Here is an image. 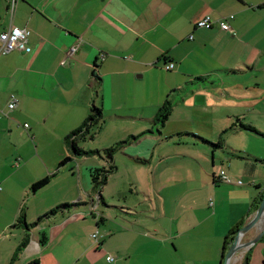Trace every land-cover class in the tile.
Returning <instances> with one entry per match:
<instances>
[{
  "label": "crops",
  "instance_id": "obj_1",
  "mask_svg": "<svg viewBox=\"0 0 264 264\" xmlns=\"http://www.w3.org/2000/svg\"><path fill=\"white\" fill-rule=\"evenodd\" d=\"M230 14L231 32L216 24L195 26L205 16L216 21ZM10 25L30 30V51L0 56V264H220L225 237L247 221L264 179V157L221 139L242 131L237 121L254 126L245 121L247 112H264V0H19L12 18L7 0H0V32ZM170 62L174 68L164 69ZM11 94L18 104L9 110ZM166 100L171 113L161 130L168 133L155 134L154 117ZM92 105L102 114L124 112L113 116L134 120L133 133L123 140L141 134L122 146L149 166L137 203L125 206L130 213L121 211L123 205H108L124 215L112 225L99 209L107 206L102 193L99 222L91 210L80 213L95 201L90 175L95 164L77 161L68 174L77 177L88 200L77 199L78 205L29 230L24 224L12 227L21 211L32 224L55 208L58 201L47 193L51 179L86 156L71 157L58 168L57 161L71 155L65 136ZM176 109L198 126L210 118L215 137L205 139L185 127L167 130L179 116ZM186 138L196 145L195 155L178 152ZM204 140L222 142L214 147ZM171 156H192L199 167L189 170L186 161L192 160L171 162ZM221 170L231 183L220 181ZM53 172L45 186L31 191ZM190 181L199 183L191 193ZM67 192L69 185L58 196ZM25 234L28 244L16 257ZM186 246L205 251L180 254ZM247 252L231 264H242Z\"/></svg>",
  "mask_w": 264,
  "mask_h": 264
},
{
  "label": "rangeland",
  "instance_id": "obj_2",
  "mask_svg": "<svg viewBox=\"0 0 264 264\" xmlns=\"http://www.w3.org/2000/svg\"><path fill=\"white\" fill-rule=\"evenodd\" d=\"M179 109H176L175 113L176 115H179L180 113ZM103 124L102 128H100L99 132H97L92 139H87L85 141H78V144L83 147L85 151H94L99 150L100 156L97 154H88L85 157H79L78 159H73L72 161L68 162L64 167L67 171H63L61 173H58L54 178L51 180L53 181L52 185L48 187V195H50L49 198L56 199L59 203L63 202H71L77 199H83L85 201L88 200L87 195L84 194V190L81 189L80 184L78 183L77 177H71L68 173V168L71 164L75 165V162L79 163H90V165L95 164L93 167H105L108 166V157L106 153L103 152V149L108 148L123 139L129 135V133H133L134 131V120L128 118H118L114 117V114H124V112H107L106 114L103 113ZM175 115V116H176ZM245 121L253 123L254 127L259 129L260 131H264V112L259 110L256 111H249L246 114ZM191 118H186L183 116L174 117L172 119V122L174 123H168L166 125L167 130H171L173 128L177 127H185V129H196L199 131V134L204 137L205 139H213L215 137V134L213 132V128L211 127L210 118H208V121L206 123H202L200 126L195 124V122ZM200 120V119H199ZM237 123V124H236ZM242 123L240 121L235 122L236 127H239V124ZM137 124V123H136ZM157 127H154L153 132L156 134L158 131H163V135L167 134L168 132H165L164 130H161L162 124L159 122H156ZM246 124V123H244ZM200 127V128H197ZM235 127V128H236ZM235 129L231 130L225 134H222V140H224L229 145H232L233 147H240L241 149H245L246 151H249L251 154H257L264 157V138L260 135L256 134L255 132H251L249 130H245L242 128L241 130ZM180 141V140H176ZM190 138H186V140L180 141L182 145L179 147L178 152L182 153L184 150L188 155H191L190 153L194 154L196 153V145L191 143ZM126 145V144H124ZM123 145H118L113 152V161L116 166V169L111 173H109L107 182L102 186L101 193L105 199V204L100 205L99 209L105 212L106 222H108L110 225L115 224L116 222H122L124 221L122 218L124 215L122 212H110L111 209H109L108 205H123L124 207L127 205H133L137 203V196H139V193H136L138 190H142L141 187L145 184V173L149 172V166L144 167L145 164L140 163L130 156L131 154L129 151L124 150L122 147ZM198 148V147H197ZM237 149V148H235ZM44 154L51 156L52 158H55V154L51 153L49 149L42 150ZM199 153V152H198ZM64 156V155H63ZM63 156L60 158V160L63 158ZM73 157V156H72ZM192 156H171L170 161L175 162L178 160H192V161H186V164H188V169H198V165H196V162L191 158ZM86 158V159H84ZM178 159V160H177ZM59 160V161H60ZM88 160V161H87ZM58 164V161H57ZM56 164V165H57ZM68 165V166H67ZM63 168V166H62ZM76 168V166L74 167ZM183 172V170H181ZM169 170H167V173ZM62 175L66 176L65 181L62 180ZM144 176V177H143ZM260 187L255 190L256 192L260 193L264 189V179L261 178L260 180ZM180 182L178 184L179 188H185L183 187V183ZM138 184L139 187L136 189L135 185ZM70 186V193H64L63 196H58L59 191L61 188ZM199 183L197 181H190L188 182V185L186 188L189 190V193L196 191L198 188ZM49 186V185H48ZM97 192H94L92 190V195H96ZM194 194V193H193ZM190 195V194H188ZM191 196V195H190ZM80 197V198H79ZM97 197V196H96ZM96 197L94 198L95 201ZM188 197V196H186ZM97 206V205H96ZM85 210H81L80 213H84L86 211L91 210L88 207L84 208ZM121 211L130 213L125 208H123ZM44 213V212H43ZM89 213V212H88ZM89 217V214H88ZM95 220L99 222L98 217V211H95L94 213ZM90 220L92 218H89ZM26 223H29V221H26ZM264 226V220L261 219L258 223V229L260 227ZM259 231V230H258ZM250 234V233H249ZM94 240V239H93ZM244 240H246L244 238ZM97 243V242H96ZM204 249L202 251H196L191 250L189 246L184 247L183 250H180V254L184 255L185 253L191 254L193 252H200L204 253ZM249 254V260L247 264H262V261L264 259V239H260L257 241L254 245L251 246V248L248 250ZM219 264V263H217Z\"/></svg>",
  "mask_w": 264,
  "mask_h": 264
},
{
  "label": "trees",
  "instance_id": "obj_3",
  "mask_svg": "<svg viewBox=\"0 0 264 264\" xmlns=\"http://www.w3.org/2000/svg\"><path fill=\"white\" fill-rule=\"evenodd\" d=\"M94 77L96 78V84L98 86L99 84V78L94 75ZM171 113V104L168 100H166L162 106L158 109L154 120L155 122H159L162 125H164V123L167 121V119L169 118V115ZM103 123V114H102V110L100 109V107H97L95 105H92L89 113L87 114L86 118L83 120V122L81 123V125L79 127H77L76 129L72 130L68 135L65 136V144L68 147V150L70 152L71 155L65 156L63 157V159L58 163V168H61L63 165H65L68 161H70V158L76 157V156H85L88 154H97L100 156V151L99 150H92V151H85L83 148L79 147L78 145V141H85L87 139H92L94 137V135L100 130L101 126ZM239 126L245 130H249L251 132H255L256 134L264 137V133L260 132L257 128H255L254 126L250 125V124H244V123H240ZM141 135V134H140ZM140 135L138 136H132L131 138H127L126 140H123L119 143H116L108 148L103 149V152L106 153L107 157H108V166L107 168L105 167H95L93 169H91L90 175H91V182L93 185V189L95 190V192H97L96 194V200L97 201H93L91 204V207L97 202L100 201V199H102V195H101V188L102 186L106 183L107 178L109 173L113 172L116 169V166L114 164L113 161V152L115 151L116 147L118 145H124L127 142H130L131 139H136L138 138ZM207 143H209L210 145L216 147V146H220L221 144V140L217 141V142H209L208 140H204ZM55 172V171H54ZM50 173L46 176H44L43 178H41L40 180L34 182L31 186L30 189L31 191H37L40 188H42L43 186H45L50 179L54 176L55 173ZM264 189L260 192L258 198L256 199V201L253 202L249 215L257 208V206L260 203V200L262 198ZM80 203V201H76L73 203H62L59 204L57 207H55L53 210H50L49 212L43 214L42 216L38 217L37 220L32 223V224H26L24 221L25 218V214L23 211H21L19 213V215L17 216L15 223L12 225V227H21L22 224L25 225V228L27 230L30 229V227L35 226L36 224H38L40 221H42L44 218L46 217H50L52 215H54L56 212H60L63 210H67L69 208H71L72 206L78 205ZM96 211V207L94 210H91V212L95 213ZM244 224V222L242 221L241 223H239L238 225L234 226L233 228H231L227 234V236L225 237V242L223 245V252H222V256H221V263L223 262L224 259V255L229 247V244L231 242V240L233 239L234 235L236 234V232L238 231V229ZM93 234V233H92ZM91 234V235H92ZM92 237V236H91ZM45 239L44 235L42 234L41 236V243H43ZM94 239V238H93ZM262 239H264V236L262 237ZM95 241H97V237L96 239H94ZM28 244V235L25 234V237L23 238L22 242L18 245L17 247V252H16V257L18 256V254L20 252H22V250L26 247V245ZM249 252H247L245 254L244 257V261L242 264H247L249 257H248ZM15 259V258H14ZM14 259L12 260L14 262ZM262 264H264V259L262 261Z\"/></svg>",
  "mask_w": 264,
  "mask_h": 264
},
{
  "label": "built area",
  "instance_id": "obj_4",
  "mask_svg": "<svg viewBox=\"0 0 264 264\" xmlns=\"http://www.w3.org/2000/svg\"><path fill=\"white\" fill-rule=\"evenodd\" d=\"M18 1L19 0H7V13L9 14L10 18L14 16ZM232 18L233 15L230 14L226 17L224 16L221 19L215 21L210 16H205L200 20H198L195 23V26L209 29L216 24L221 30L231 32L232 29L230 27L229 20ZM29 34H30V30L27 27H20L15 25H10L8 29L0 32V56L17 50L25 51V52L30 51V47L28 46ZM75 51H76V47H71L70 53H74ZM173 68H174V63L171 62L164 66V69L166 70H171ZM17 104H18L17 96L15 94H11L7 103L8 109L9 110L14 109L17 106ZM23 126L27 127V124L25 123ZM219 179L222 182L231 183L230 178L228 177V175L224 170L220 171ZM235 183L241 184L242 182L240 180H237ZM95 207H96V203L91 207V210H94ZM91 236L92 238L96 239L97 232H94ZM106 259L107 261H114V257L111 255H108Z\"/></svg>",
  "mask_w": 264,
  "mask_h": 264
},
{
  "label": "water",
  "instance_id": "obj_5",
  "mask_svg": "<svg viewBox=\"0 0 264 264\" xmlns=\"http://www.w3.org/2000/svg\"><path fill=\"white\" fill-rule=\"evenodd\" d=\"M264 216V192L257 208L249 215L247 221L238 229L233 239L231 240L229 247L224 255L222 264H231L237 254L244 253L249 250L252 245L259 241L264 236V226L259 228L258 233L248 240L244 238L249 232L258 227V223L261 217Z\"/></svg>",
  "mask_w": 264,
  "mask_h": 264
},
{
  "label": "bare ground",
  "instance_id": "obj_6",
  "mask_svg": "<svg viewBox=\"0 0 264 264\" xmlns=\"http://www.w3.org/2000/svg\"><path fill=\"white\" fill-rule=\"evenodd\" d=\"M261 219H263V220H264V216H262V217H261ZM261 219H260V220H261Z\"/></svg>",
  "mask_w": 264,
  "mask_h": 264
}]
</instances>
